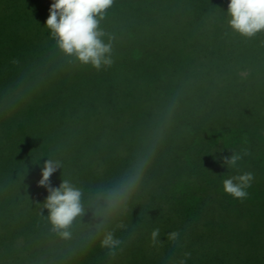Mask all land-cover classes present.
Masks as SVG:
<instances>
[{"label":"trees","instance_id":"16d2710c","mask_svg":"<svg viewBox=\"0 0 264 264\" xmlns=\"http://www.w3.org/2000/svg\"><path fill=\"white\" fill-rule=\"evenodd\" d=\"M228 2L115 0L97 71L50 38L52 0H0V264H264V34L234 35ZM47 160L50 187L81 191L66 238ZM242 172L233 200L221 181Z\"/></svg>","mask_w":264,"mask_h":264},{"label":"clouds","instance_id":"9594fccd","mask_svg":"<svg viewBox=\"0 0 264 264\" xmlns=\"http://www.w3.org/2000/svg\"><path fill=\"white\" fill-rule=\"evenodd\" d=\"M115 0H52L49 15L44 27L48 29L50 38L57 48L80 67H91L97 71L111 67L115 36L102 26L108 10L114 6ZM229 30L245 39L264 34V0H229L226 11ZM242 155L247 152L233 153L223 160L226 168H235ZM58 163L47 160L42 168L39 184L47 188L48 196L43 207L48 210V221L54 231L68 237L66 229L81 209V191L72 183L64 180L59 187L48 185L49 176L56 171ZM254 174L242 172L222 179V192L233 200H244L249 196ZM159 229L151 232L154 240ZM171 233L170 238H175ZM111 233L101 241V246H114Z\"/></svg>","mask_w":264,"mask_h":264}]
</instances>
